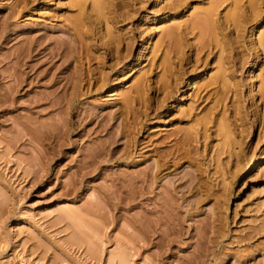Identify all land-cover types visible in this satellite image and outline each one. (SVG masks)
<instances>
[{
    "label": "rangeland",
    "instance_id": "obj_1",
    "mask_svg": "<svg viewBox=\"0 0 264 264\" xmlns=\"http://www.w3.org/2000/svg\"><path fill=\"white\" fill-rule=\"evenodd\" d=\"M88 1L0 0V264H264V0Z\"/></svg>",
    "mask_w": 264,
    "mask_h": 264
},
{
    "label": "bare ground",
    "instance_id": "obj_2",
    "mask_svg": "<svg viewBox=\"0 0 264 264\" xmlns=\"http://www.w3.org/2000/svg\"><path fill=\"white\" fill-rule=\"evenodd\" d=\"M90 1H93V2H92V7H93V10H92V11H94V12H97V11H98V12H99L97 15H99V14H100V15H101V14L105 15V14H108V12L112 10V7H113V6L111 7V4H113V3H112L111 0H90ZM106 1H110V2H111V3L108 2V3L110 4L111 9H109L110 7L108 8L109 4L107 5V4H106V3H107ZM223 1H225V3H226V2L228 3V1H231V3L229 2V4H232V5H233V8H234V9H233L234 11H232L230 18L227 17L226 20H227V21H229V20H232V21L236 20V22H238V20L241 18V15H242V14L240 15L239 12H241V10L243 9V6H241V4L244 5V4H243V1H244V0H223ZM223 1L221 0L220 3H217V5L214 4L213 7L211 6V7L208 9V11L206 10V11L204 12V14L206 13V14H205V15H206V17H205L206 20H204V21L207 23V25L211 24V25H209L210 28H209V26H208V29L211 30V31L209 32L210 34H212L213 24L215 23V22H214V23H210V22H212V21L214 20L215 16L217 15V14H216L217 11H218V13H219V10H218V9L220 8L219 6H220L221 3H223ZM258 1L260 2L261 0H250V1L248 0V2H249V3H248V4H249L248 6H251L252 3H256L255 5H256V6H259L262 2L259 4ZM262 1H263V0H262ZM87 2H89V1H88V0H78V3H77V5L79 6L78 9H79V10L81 9L80 11H82V12H81L80 14L78 13L80 16L78 15L77 18H81V15H82L83 13H85V12L88 13L87 10H86L85 12H83V11L85 10V7H86L87 4H88ZM114 2H115V1H114ZM250 2H252V3L250 4ZM93 3H94V4H93ZM117 3H118V2H117ZM120 3H121V2H120ZM179 3H180V2H179ZM223 4H224V3H223ZM257 4H259V5H257ZM115 5H116V4H115ZM117 5H118V4H117ZM117 5H116V7H117ZM177 5H178V4H177ZM180 5H181V3H180ZM253 5H254V4H253ZM253 5H252V6H253ZM122 6H123V5H122ZM181 6H182V5H181ZM244 6H245V5H244ZM252 6H251V7H252ZM256 6H253V7H255L254 10L257 8L258 13H256V14L258 15V14L260 13L261 10L258 9V7H256ZM106 7H107V8H106ZM177 7H178V6H177ZM240 7H242V9H240ZM253 7H252V8H253ZM104 8H105V9H104ZM113 9L115 10V8H113ZM107 10H108V11H107ZM114 10H113V11H114ZM259 10H260V11H259ZM80 11H79V12H80ZM102 11H103V12L105 11V13H103ZM106 11H107V12H106ZM118 12H119V11H118ZM92 13H93V12H92ZM92 13H91V14H92ZM111 13H112V11H111ZM111 13L109 12V15H110L111 18H112ZM91 14H90L89 16L83 14V17L85 16V18L87 17V18H90V19H91L92 17H90V16H93V15H91ZM113 14H115V13H113ZM120 14H121V13H120ZM260 14H261V13H260ZM262 14H263V13H262ZM257 15L254 17V19L257 17ZM125 16H126V15H125ZM125 16H124V17H125ZM217 16H219V14H218ZM97 17H98V19H99V16H97ZM116 17H117V15H116ZM262 17H263V16H262ZM93 18H94V16H93ZM104 18H105V16H104ZM106 18L109 19L110 17H106ZM113 18H114V16H113ZM113 18H112V19H113ZM257 18H258V17H257ZM129 19H130V18H129ZM93 20H94V19H93ZM104 20H105V19H104ZM207 20H208V22H207ZM244 20H245V19H244ZM76 21H77V20H76ZM81 21H82V20H81ZM214 21H217V23H218V20H217V19L214 20ZM239 21H240V20H239ZM90 22H91V21H90ZM173 22H174V21H173ZM221 22H222V21H221ZM217 23L215 24V26L217 25V28L214 26L217 30L214 28L215 30L213 31V32H214L213 34L217 33L216 31H218V32L220 31V32H221V30H218V27H219L218 24H220V22H219L218 24H217ZM77 24H78V23H77ZM79 24H80V23H79ZM81 24H83V23L81 22ZM242 24H243V23H242ZM86 25H88V24H86ZM90 25H91V24H90ZM93 25H94V24H93ZM80 26H81V25H80ZM82 26H83V25H82ZM84 26H85V25H84ZM87 27H88V26H87ZM92 27H93V26H92ZM111 27H112V26H111ZM211 27H212V28H211ZM220 27H222V28H220ZM220 27H219L220 29H224V28H223V27H224L223 24H222ZM80 28H81V27H80ZM80 28H79V29H80ZM84 28H85V27H84ZM238 28H239V27H238ZM238 28H237V29H238ZM77 29H78V28H77ZM89 29H90V28H89ZM170 29H171V28H170ZM174 29H175V27H174ZM206 30H207V29H206ZM209 30H207V32H208ZM238 30H239V29H238ZM78 31H79V30H78ZM107 31H108V30H107ZM177 31H178V30H177ZM225 31H226V30H225ZM239 31H240V30H239ZM220 32H219L218 34H220ZM82 34H83V33H82ZM170 34H171V33H170ZM179 34H180V33H179ZM206 34H207V33H206ZM218 34H215V35H217V37L219 38V35H218ZM221 34H222V33H221ZM261 35H262V34H261ZM261 35H260V37H261ZM263 35H264V33H263ZM263 35H262V38H261V39L259 38V39L261 40V43H260V44H261V45L263 44L262 46H264V36H263ZM117 36H118V35H117ZM166 36H167V35H166ZM204 36H205V35H204ZM204 36H203V37H204ZM169 37H170V36H169ZM177 37H178V36H177ZM182 37H183V36H182ZM201 37H202V35H201ZM210 37H212V35H210ZM210 37H209V38H210ZM217 37H215V38H217ZM89 38H90V37H89ZM114 38H115V37H114ZM116 38H118V37H116ZM171 38H172V37H170V40H171ZM215 38H212V39H215ZM166 39H167V38H166ZM176 39H177V38H176ZM204 39H205V38H204ZM210 39H211V38H210ZM222 39H223V38H222ZM91 40H92V39H91ZM114 40H115V39H114ZM114 40H113V41H114ZM172 40H173V39H172ZM179 40H180V39H179ZM179 40H178V41H179ZM215 40H217V39H215ZM224 40H225V39H224ZM224 40H223V41H224ZM260 40H259V41H260ZM86 41H87V40H86ZM108 41H109V40H108ZM117 41H120V39L118 38ZM178 41H177V42H178ZM206 41H207V40H206ZM182 42H183V41H182ZM182 42H180V43H182ZM208 42H209V41H208ZM226 42H227V41H226ZM183 44H184V42H183ZM200 44H202V43H200ZM208 44H209V43H208ZM175 45H176V44H175ZM175 45H174V46H175ZM204 45H205V44H204ZM204 45H203V46H204ZM178 46H179V47H178ZM206 46H207V45H206ZM217 46H218V45H216V47H217ZM175 47H176V46H175ZM181 47H184V46H183L182 44L180 45V44L178 43V45H177V49L180 50ZM95 48H96V47H95ZM172 48H173V47H172ZM174 49H175V48H174ZM177 49H176V50H177ZM176 50H174L175 53H177V51H178V50H177V51H176ZM181 50H182V48H181ZM183 50H184V49H183ZM172 51H173V49H172ZM225 51H227V50H225ZM225 51H224V52H225ZM129 52H130V51H129ZM179 52H180V53H179ZM179 52H178L179 54L182 53V51H179ZM178 53H177L176 55H179ZM169 55H170V54H169ZM171 55H172V54H171ZM179 56H181V55H179ZM179 56H178V58H179ZM127 57H128V56H127ZM174 57H175V56H174ZM175 58H176V57H175ZM178 58H176V59H178ZM171 59H172V58H170L169 60H171ZM173 59H174V58H173ZM173 59H172V60H173ZM179 59H180V58H179ZM224 60H226V59H224ZM179 63H180V62H179ZM174 65H176V64H174ZM174 65H173V67H174ZM168 66H169V65H168ZM173 67H172V68H173ZM166 69H167V68H166ZM164 72H165V71H164ZM168 75H169V74H168ZM252 76H253V75H252ZM144 82H145V81H144ZM142 84H143V83H142ZM225 86H226V85H225ZM233 87H234V86H233ZM146 88H147V87H146ZM143 89H145V88H143ZM167 89H168V87H167ZM137 91H138V90H137ZM143 91H144V90H143ZM228 92H230V90H229ZM137 93H138V92H137ZM139 94H140V93H139ZM144 94H145V93H144ZM226 95H227V94H226ZM236 95H237V94H236ZM131 101H132V100H131ZM223 122H224V121H223ZM221 125H222V124H221ZM220 128H221V127H220ZM225 128H226V127H225ZM185 147H186V146H185ZM171 161H172V160H171ZM152 177H153V176H152Z\"/></svg>",
    "mask_w": 264,
    "mask_h": 264
}]
</instances>
